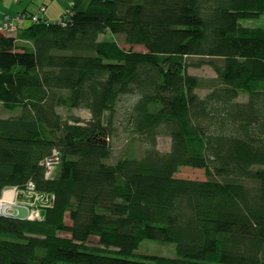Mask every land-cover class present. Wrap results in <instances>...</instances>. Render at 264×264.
Listing matches in <instances>:
<instances>
[{
    "label": "trees",
    "instance_id": "obj_1",
    "mask_svg": "<svg viewBox=\"0 0 264 264\" xmlns=\"http://www.w3.org/2000/svg\"><path fill=\"white\" fill-rule=\"evenodd\" d=\"M68 7L65 24L0 29V102L20 110L0 117V196L33 182L50 201L39 220L0 215V264H264V27L241 23L264 15V0ZM204 65L217 76L188 72ZM124 95L136 97L133 133L152 145L111 163ZM160 135L167 153L155 149ZM185 168L206 178L178 177ZM145 239L175 243L177 257L138 253Z\"/></svg>",
    "mask_w": 264,
    "mask_h": 264
},
{
    "label": "rangeland",
    "instance_id": "obj_2",
    "mask_svg": "<svg viewBox=\"0 0 264 264\" xmlns=\"http://www.w3.org/2000/svg\"><path fill=\"white\" fill-rule=\"evenodd\" d=\"M241 23L247 26H262L264 27V15L253 18V19H242ZM101 39L103 38H116L119 44L128 49L130 46L123 42L122 37L112 35L111 33H107L105 35L100 36ZM132 48L136 51H143L144 48L142 46L134 45ZM196 60V58H195ZM193 61V59H192ZM188 72L191 74L198 75L200 77L205 78H212L216 77V73L213 68L209 65H204L201 67L198 66H190L188 68ZM209 89H199V94L205 95ZM136 97L134 95H124L118 102L117 108L113 113L111 118V134L109 136V143L111 145L112 154L111 157L108 159V162L114 163L120 158H124L127 156H137L140 157L143 155L145 149L152 145L150 141H146L143 137H139L138 134L133 133L132 127L127 120V112L132 107ZM248 99V94L241 93L237 100L239 101H246ZM59 112L65 119H69L73 116L81 117L84 120H89L91 118V113L86 108H75V109H67L64 107H60ZM20 110L10 112L3 107V104L0 102V117H7L14 113H19ZM171 138L167 135H160L156 138L155 149L167 153L171 150ZM178 177L183 178H192V179H205L206 176L203 171L200 170H192L189 168L183 169L182 172L176 174ZM17 196V193H15ZM41 201L44 196H39ZM28 199V198H24ZM15 201H20L19 197ZM32 203L33 200H30ZM11 206H14V203H10ZM32 208L31 214L29 215L31 219H41L42 217H38V212H36ZM25 213L24 216H26ZM138 253H145V254H155V255H162L166 257H177V250L176 244L173 242L162 241L157 239H145L141 241L139 248L137 250ZM62 264V263H59ZM69 264V263H65Z\"/></svg>",
    "mask_w": 264,
    "mask_h": 264
},
{
    "label": "built area",
    "instance_id": "obj_3",
    "mask_svg": "<svg viewBox=\"0 0 264 264\" xmlns=\"http://www.w3.org/2000/svg\"><path fill=\"white\" fill-rule=\"evenodd\" d=\"M20 1V0H15ZM73 5V1L69 3L68 12L71 9V6ZM45 7L41 6L39 11L36 13H19L16 15H7L6 19L0 24V29L6 31L9 35L16 34L21 28L25 27L26 21H30L31 23H38L40 21H43V18H41L40 13L44 12ZM70 13V12H69ZM68 13V14H69ZM46 23H58V24H65L66 20L60 19L58 21H49L46 20ZM61 161L60 152L58 150H54L52 156L45 157L43 159L42 163L46 167V176L49 177L53 174L54 170L58 166V164ZM17 193V196L19 197L20 201H15L17 199V196L15 195ZM10 194V195H9ZM42 195H38L36 193L35 184L33 182H29L27 184V188L25 190H20L17 186L7 187L2 191V194L0 196V215L6 216V217H14V218H25V219H31L30 214L32 213L31 210L34 208L37 209L36 212H38V217H41L40 209L37 207L39 201H41L40 197ZM45 196V195H44ZM28 198V199H24ZM30 200H33L32 203ZM44 202L42 204L48 205L50 204V201L48 198L44 197L42 198ZM10 203H14V206H11ZM25 213H27L26 216Z\"/></svg>",
    "mask_w": 264,
    "mask_h": 264
},
{
    "label": "crops",
    "instance_id": "obj_4",
    "mask_svg": "<svg viewBox=\"0 0 264 264\" xmlns=\"http://www.w3.org/2000/svg\"><path fill=\"white\" fill-rule=\"evenodd\" d=\"M74 0H0V24L6 19L7 15H16L19 13L29 12L36 13L41 6H44V12L40 13L41 18L49 21H58L67 13L69 3ZM87 4L88 0H84ZM25 27L31 25L26 21ZM31 47V43L25 42Z\"/></svg>",
    "mask_w": 264,
    "mask_h": 264
},
{
    "label": "bare ground",
    "instance_id": "obj_5",
    "mask_svg": "<svg viewBox=\"0 0 264 264\" xmlns=\"http://www.w3.org/2000/svg\"><path fill=\"white\" fill-rule=\"evenodd\" d=\"M10 195V194H9Z\"/></svg>",
    "mask_w": 264,
    "mask_h": 264
}]
</instances>
